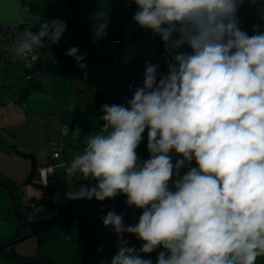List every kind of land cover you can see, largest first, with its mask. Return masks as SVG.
Returning <instances> with one entry per match:
<instances>
[{
	"label": "clouds",
	"instance_id": "clouds-1",
	"mask_svg": "<svg viewBox=\"0 0 264 264\" xmlns=\"http://www.w3.org/2000/svg\"><path fill=\"white\" fill-rule=\"evenodd\" d=\"M130 2L135 23L161 41L166 72L145 61L131 98L101 106L99 131L85 137L68 169L94 183L66 198L123 195L141 210L135 224L125 225L114 208L103 217L117 235L111 264H153L144 257L158 248L155 264H256L264 257V26L253 24L251 35L242 29L245 0ZM105 29L97 24L96 37ZM66 30L60 19L43 20L12 50L35 60ZM65 55L87 75V53L73 46ZM146 130L149 157L141 159ZM125 233L142 242L139 249Z\"/></svg>",
	"mask_w": 264,
	"mask_h": 264
},
{
	"label": "crops",
	"instance_id": "crops-1",
	"mask_svg": "<svg viewBox=\"0 0 264 264\" xmlns=\"http://www.w3.org/2000/svg\"><path fill=\"white\" fill-rule=\"evenodd\" d=\"M23 6L27 7L24 13ZM262 6L264 2L253 6L245 0L240 8L241 27L250 35L253 24L264 26ZM136 10L130 0H0L1 24L18 26L27 20L34 31L43 20L67 24L58 44L48 42L47 48L38 50L33 71L26 72L21 60L8 57L0 74V258L21 264H111L117 235L111 226L103 225V217L114 208L124 214L125 225L138 223L141 210L129 208L126 196L71 201L65 195L94 183L80 174L70 178L65 168L83 151L85 137L99 131L101 106L131 98L132 92L123 90L122 84L138 85L145 61L159 63V71L166 72L163 45L135 23ZM97 24H106L103 37L95 35ZM114 40H121V46L120 60L112 68L107 45ZM73 46L87 53L83 61L87 75L65 55ZM62 126L68 131L61 137ZM61 140L63 156L51 162L47 145ZM137 155L148 159L147 130ZM172 156L173 162L179 158L174 152ZM49 163L55 167L58 183L43 190L37 186L36 172ZM43 199L52 203L53 210L46 213L51 221L32 232L27 226L42 216L32 215L29 204ZM124 238L140 248L142 242L135 236L125 233ZM161 250L144 258L155 264ZM256 264H264V257H258Z\"/></svg>",
	"mask_w": 264,
	"mask_h": 264
},
{
	"label": "built area",
	"instance_id": "built-area-1",
	"mask_svg": "<svg viewBox=\"0 0 264 264\" xmlns=\"http://www.w3.org/2000/svg\"><path fill=\"white\" fill-rule=\"evenodd\" d=\"M259 2H264V0H259ZM22 13L27 11V7L23 6L21 8ZM31 30L29 27V23L27 20H24L21 25H6V24H1L0 23V74L3 72L5 64L7 63L8 57H13L21 60L23 62V67L26 72H31L35 69V63L37 59L40 56V53L38 50L36 59L33 60L31 56H27L23 59L18 58L13 50L12 46L14 45V42L26 31ZM32 31V30H31ZM109 53L111 54L113 61L115 62L118 59L119 56V41H113L109 44ZM129 85H132L131 83H125L122 85L123 90L127 92H131L129 89ZM133 86V85H132ZM61 136H64L67 134V127L62 126L60 130ZM47 147L50 150V161H54L61 156H63V150L64 146L62 142L59 143H50L47 145ZM69 167L67 166L65 168V172L68 176L73 177L74 175L69 172ZM37 177H36V183L37 186L42 187V188H52L56 183L58 179V175L55 171V167L52 163H49L46 166L38 168L37 172ZM29 208L31 212L33 213L32 215L37 214L39 211V206L31 201L29 204Z\"/></svg>",
	"mask_w": 264,
	"mask_h": 264
},
{
	"label": "trees",
	"instance_id": "trees-1",
	"mask_svg": "<svg viewBox=\"0 0 264 264\" xmlns=\"http://www.w3.org/2000/svg\"><path fill=\"white\" fill-rule=\"evenodd\" d=\"M259 3H261V2H259ZM29 23V22H28ZM30 27V26H29ZM30 29L32 30V31H34L33 30V28H31L30 27ZM114 41H119V56H118V59L114 62L113 61V58H112V56H111V54L109 53V44L111 43V42H113V41H111V42H109L108 43V45H107V49H108V53H109V55H110V58H111V66H112V68H114V66L119 62V60H120V46H121V40H114ZM114 77V73L113 72H111L110 73V78L112 79ZM123 84H125V83H123ZM122 84V85H123ZM66 127V126H65ZM67 131H68V129H67ZM62 137V136H61ZM60 142H62V140L60 141ZM56 143H59V142H56ZM64 151V150H63ZM62 157V156H61ZM60 157V158H61ZM149 156H147V158H148ZM41 167H43V166H41ZM66 173V172H65ZM70 177V176H69ZM75 177V175L73 176V177H70V178H74ZM57 183H58V179H57ZM57 183L53 186V187H55L56 185H57ZM52 187V188H53ZM41 189H43V190H49V189H51V188H49V189H46V188H42V187H40ZM35 203L39 206V211L37 212V214H35V216H38V215H41L42 216V218L40 219V220H38V221H34V222H31L28 226H30V227H32L33 228V230L35 231L36 230V232H38L41 228H40V226L41 225H43V227L44 226H46L50 221H51V218H50V216L48 215V214H46L48 211L49 212H51L52 210H53V207H52V203H51V201L50 200H48V199H43V200H38V201H35Z\"/></svg>",
	"mask_w": 264,
	"mask_h": 264
},
{
	"label": "rangeland",
	"instance_id": "rangeland-1",
	"mask_svg": "<svg viewBox=\"0 0 264 264\" xmlns=\"http://www.w3.org/2000/svg\"><path fill=\"white\" fill-rule=\"evenodd\" d=\"M0 264H21V263L20 262L17 263V262L9 261L8 259H5V258L4 259L0 258Z\"/></svg>",
	"mask_w": 264,
	"mask_h": 264
},
{
	"label": "water",
	"instance_id": "water-1",
	"mask_svg": "<svg viewBox=\"0 0 264 264\" xmlns=\"http://www.w3.org/2000/svg\"><path fill=\"white\" fill-rule=\"evenodd\" d=\"M27 228L30 229L32 232L34 231L33 228L30 227V226H27ZM36 262H37V261H36ZM36 262H35V263H36ZM38 262H39V263H44V262H42V261H38ZM44 264H47V263H44Z\"/></svg>",
	"mask_w": 264,
	"mask_h": 264
},
{
	"label": "flooded vegetation",
	"instance_id": "flooded-vegetation-1",
	"mask_svg": "<svg viewBox=\"0 0 264 264\" xmlns=\"http://www.w3.org/2000/svg\"><path fill=\"white\" fill-rule=\"evenodd\" d=\"M20 261V260H19ZM22 262V261H21ZM23 263H27V262H23Z\"/></svg>",
	"mask_w": 264,
	"mask_h": 264
}]
</instances>
